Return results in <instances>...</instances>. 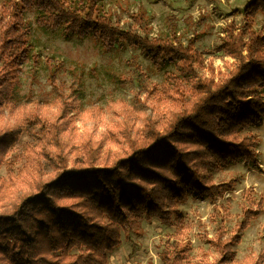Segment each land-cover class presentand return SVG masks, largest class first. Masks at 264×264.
Here are the masks:
<instances>
[{
	"label": "trees",
	"instance_id": "1",
	"mask_svg": "<svg viewBox=\"0 0 264 264\" xmlns=\"http://www.w3.org/2000/svg\"><path fill=\"white\" fill-rule=\"evenodd\" d=\"M101 2L13 0L11 17L19 21L1 24L0 17V54L6 52L15 64L32 56L26 12L35 8L36 22L44 31L94 38L109 50L139 45L156 65H163L167 81L173 75L166 87L170 101L164 108L153 106L140 127L141 114L125 105L121 115L126 119L120 128L97 140L76 141L73 135L63 134L67 124L61 121L63 113L48 114L49 103L37 102L35 108L17 111L14 75L0 66V147L13 146L27 133L30 140L23 147H38L40 155L58 162L55 173H37L21 192L3 186V200L11 199L3 202L0 213V264H105L108 252L122 243V230L137 227L142 216L157 215L168 223L173 216L182 220L179 203L190 196L213 198L228 186L211 182L206 171L239 162L254 168L260 165L258 142L246 130L264 124V32L254 24L256 15L264 14V0L246 5L239 31L235 25L226 29L217 50L240 64L219 72L218 79L198 71L196 63L203 65V53L192 40L183 44L177 31L173 39L127 32L115 24ZM22 52L26 57H21ZM171 64L177 71H166ZM184 82L187 89L181 87ZM172 86H177L175 91ZM54 89L58 90L55 83ZM3 114L13 122H3ZM112 145L121 150L102 155L103 147ZM54 147L85 150L69 161L66 150ZM67 199L74 201L67 203ZM244 214L240 228L250 224L255 210L245 209ZM236 240L222 245L230 248ZM185 252L184 246L172 243L162 257L168 264H186ZM221 258L223 264L264 263L262 258L255 262L236 261L229 255Z\"/></svg>",
	"mask_w": 264,
	"mask_h": 264
},
{
	"label": "rangeland",
	"instance_id": "2",
	"mask_svg": "<svg viewBox=\"0 0 264 264\" xmlns=\"http://www.w3.org/2000/svg\"><path fill=\"white\" fill-rule=\"evenodd\" d=\"M12 1L0 0L1 24L19 21L11 17ZM251 1L102 0L101 4L115 24L127 32L173 39L177 31L183 44L192 40L203 53V65L195 64L198 71L218 79L219 72H229L240 64L217 47L230 25L238 26L239 31L244 9ZM137 15L143 19L138 20ZM36 17L35 8L26 12L32 56L15 64L10 62L6 52L0 54V66H6L14 75L18 89L17 111L35 108L37 102H47L49 115L63 113L61 121L67 123L63 134L73 135L79 141L89 137L97 140L111 129L120 128L126 119L121 115V107L125 105L141 114L137 123L140 127L153 106L164 108L169 103L166 87H170L167 85L173 75L167 81L163 65H156L139 45L128 43L109 50L94 38H67L61 30L44 31L39 28ZM254 24L264 32L263 13L256 15ZM1 31L0 25V34ZM23 56L26 57V53L22 52ZM177 68L171 64L166 71H177ZM176 88L172 86L173 91ZM6 114L2 116L3 122L7 119L13 122ZM246 133L258 142L259 167L239 162L220 170L206 171L211 182L228 186L213 198L190 196L179 203L182 220L173 216L168 223L157 215L149 219L142 216L137 227L122 230V243L108 252L105 264H168L162 254L172 243L186 248V264H223L221 257L228 255L240 262L264 259V124L247 129ZM28 140L29 135L22 133L13 146L0 147V213L4 211L3 202L11 199L5 196L3 200L4 185L15 186L16 191L21 192L37 173L56 172V160L40 155L38 147H23ZM54 149L66 150L67 159L72 161L85 147ZM109 150L120 151L121 147H103L102 155ZM245 209L255 210V214L249 225L240 228ZM231 238L237 239L236 242H232L230 248L224 247L222 243ZM227 249L230 252L225 254Z\"/></svg>",
	"mask_w": 264,
	"mask_h": 264
}]
</instances>
